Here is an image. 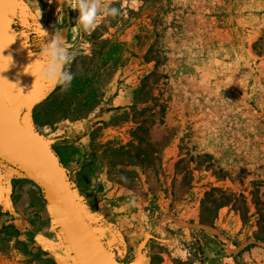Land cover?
<instances>
[{
  "label": "rangeland",
  "instance_id": "1",
  "mask_svg": "<svg viewBox=\"0 0 264 264\" xmlns=\"http://www.w3.org/2000/svg\"><path fill=\"white\" fill-rule=\"evenodd\" d=\"M77 3L4 7L0 83L116 264H264V0H102L120 13L87 30ZM52 39L75 53L67 91L38 75ZM0 264H76L1 154Z\"/></svg>",
  "mask_w": 264,
  "mask_h": 264
},
{
  "label": "water",
  "instance_id": "2",
  "mask_svg": "<svg viewBox=\"0 0 264 264\" xmlns=\"http://www.w3.org/2000/svg\"><path fill=\"white\" fill-rule=\"evenodd\" d=\"M29 94L33 98L29 99ZM21 95L29 114L39 98L37 92L30 85ZM22 113L18 97L10 101L0 83V154L44 189L76 264H116L99 233L86 218L51 141L42 139L23 119Z\"/></svg>",
  "mask_w": 264,
  "mask_h": 264
},
{
  "label": "clouds",
  "instance_id": "3",
  "mask_svg": "<svg viewBox=\"0 0 264 264\" xmlns=\"http://www.w3.org/2000/svg\"><path fill=\"white\" fill-rule=\"evenodd\" d=\"M76 9L79 10L78 21L85 30L96 23L97 17L101 12L113 17L120 13L117 7H105L102 4V0H78ZM39 55L41 62L38 75L54 85L62 86L63 90L67 91L71 86L74 75L71 72L64 71V66L73 58L75 53L64 47L59 42V39H52L43 46ZM3 57L7 56L0 55V58Z\"/></svg>",
  "mask_w": 264,
  "mask_h": 264
},
{
  "label": "snow or ice",
  "instance_id": "4",
  "mask_svg": "<svg viewBox=\"0 0 264 264\" xmlns=\"http://www.w3.org/2000/svg\"><path fill=\"white\" fill-rule=\"evenodd\" d=\"M8 4L10 7H9V17L12 16V7H13V0H0V20H3L4 18V5L5 4ZM17 12H18V9H17ZM4 45L0 44V47H3Z\"/></svg>",
  "mask_w": 264,
  "mask_h": 264
},
{
  "label": "bare ground",
  "instance_id": "5",
  "mask_svg": "<svg viewBox=\"0 0 264 264\" xmlns=\"http://www.w3.org/2000/svg\"><path fill=\"white\" fill-rule=\"evenodd\" d=\"M44 190V189H43ZM47 196V195H46ZM52 207V206H51ZM52 211V210H51ZM52 213H53V211H52ZM53 215H54V213H53ZM55 217V216H54Z\"/></svg>",
  "mask_w": 264,
  "mask_h": 264
},
{
  "label": "flooded vegetation",
  "instance_id": "6",
  "mask_svg": "<svg viewBox=\"0 0 264 264\" xmlns=\"http://www.w3.org/2000/svg\"><path fill=\"white\" fill-rule=\"evenodd\" d=\"M4 7H7V3L4 5Z\"/></svg>",
  "mask_w": 264,
  "mask_h": 264
}]
</instances>
